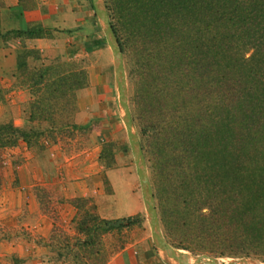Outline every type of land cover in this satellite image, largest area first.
I'll use <instances>...</instances> for the list:
<instances>
[{"label":"rangeland","instance_id":"374dc122","mask_svg":"<svg viewBox=\"0 0 264 264\" xmlns=\"http://www.w3.org/2000/svg\"><path fill=\"white\" fill-rule=\"evenodd\" d=\"M86 1L91 6V0ZM104 2L122 47L128 108L163 237L192 261L207 256L221 263L246 259L264 264V168L247 163L255 154L237 150L239 142L231 141L232 133L211 120L204 89L192 85L202 81L175 71L170 54L173 48L181 50V40L189 38L194 16L200 24L219 20L218 26H228L231 4L228 0H173L167 2L170 6L160 0ZM90 10L93 32L102 38L115 77L111 50ZM230 24L238 34L235 21ZM252 53L248 50L242 56ZM93 59L106 57L99 54ZM77 67L58 59L43 62L38 52L22 46L8 47L0 56V123L11 122L28 132L30 144L19 141L16 146L24 145L47 172L46 184L35 187L32 194L52 222L48 238L34 236L30 226L17 223L29 212L27 200L20 202L25 208L19 213L17 199L5 190L13 189V168L21 159L13 153L16 146L0 149V202L3 192L7 196L6 207L0 205V244L13 239L22 247L35 245L21 253L2 248L0 264H111L122 252H128L135 264H175L152 240L115 80L113 95L96 97L101 118L83 124L76 121L80 111L76 92L51 100L43 91L45 83ZM50 107L57 108L51 116ZM19 122L23 125H16ZM260 145L257 142L256 148L264 146ZM68 187L81 195L66 197ZM118 218L132 221L118 230L97 227L101 220Z\"/></svg>","mask_w":264,"mask_h":264},{"label":"crops","instance_id":"0c3cea01","mask_svg":"<svg viewBox=\"0 0 264 264\" xmlns=\"http://www.w3.org/2000/svg\"><path fill=\"white\" fill-rule=\"evenodd\" d=\"M0 1V56L8 47L15 49L22 46L38 52L43 62L58 59L60 64L77 63L78 67L75 70L65 71L52 81L45 83L42 87L43 91L51 100L76 92L80 110L76 121L79 124L93 118H101L98 115L101 109L100 102L96 100V97L106 92L113 95L112 84L115 77L111 71L102 38L93 32L90 10L92 3L90 6L87 5L86 0ZM87 19L88 21H86ZM10 31L20 33L3 36ZM29 31H41V35L28 36L27 32ZM95 42L99 44L96 45ZM98 53L105 55L106 60H94L93 58L98 56ZM86 58L88 62L84 61ZM110 108L113 109V106ZM16 125L22 126L23 123L19 122ZM13 153L16 157H20L21 162L13 168V189L5 190V192L17 199L19 213L23 210L22 208H25V205L21 207L20 202L25 200L28 204L26 210L29 211L26 217L21 216L17 223L25 227L30 226L34 236L48 238L52 232V222L48 215L42 213L37 207L38 199L32 194L35 187L46 184L47 172L24 145L20 144L14 147ZM71 184L73 186L76 183ZM72 188L79 189V186ZM69 189L68 187L66 197L76 198L81 195L78 190L71 191ZM6 197L3 192L0 202L3 208L6 207ZM13 207L15 210V206ZM12 240L5 241L4 244L1 243L0 252H2V248L10 249L11 252L16 253H21L23 250L32 251L35 248L32 243L22 247L14 244ZM111 264L135 263L131 261L128 252H122L115 257Z\"/></svg>","mask_w":264,"mask_h":264},{"label":"trees","instance_id":"16d2710c","mask_svg":"<svg viewBox=\"0 0 264 264\" xmlns=\"http://www.w3.org/2000/svg\"><path fill=\"white\" fill-rule=\"evenodd\" d=\"M172 1L160 0V4L166 2L165 4L170 6ZM231 1L228 0L232 13L228 26H218L219 20L200 24L197 16H194L196 23L189 38L180 41L183 44L181 50L179 47L173 48L170 54L172 61L175 60L174 65L177 66H173L175 71L184 76L192 74L194 78L202 81H194L192 85L201 91L204 89L211 120L221 122L226 133H232L231 141L234 140L235 144L239 142L237 150L241 149L244 154L248 151L255 154L247 163L264 168V146L260 147L262 150L256 148L257 142L264 144V0ZM191 8L195 10L194 5ZM232 20L238 26V34L232 32L237 31L230 24ZM111 26L117 38L114 26ZM15 33L20 32L10 31L3 36ZM27 35L40 36L41 31H29ZM237 35L239 40L235 41ZM119 46L122 50L120 43ZM248 50L253 53L244 58L242 53ZM20 65L25 67L26 63ZM69 96L71 95L67 97ZM43 98L50 104L53 103L44 94ZM35 110L40 111L37 107ZM56 110L57 108L50 107V116L54 115ZM49 123L55 124L54 121ZM228 137L229 135L225 140ZM19 141L29 145L31 141L28 132L11 122L0 123V149L14 147ZM131 221V218L101 220L97 227L106 231L118 230L128 226Z\"/></svg>","mask_w":264,"mask_h":264},{"label":"water","instance_id":"95a60500","mask_svg":"<svg viewBox=\"0 0 264 264\" xmlns=\"http://www.w3.org/2000/svg\"><path fill=\"white\" fill-rule=\"evenodd\" d=\"M91 3L97 20L102 28L107 45L112 53L119 114L126 129L129 145L136 166V172L142 183V198L154 246L163 252L164 255L175 264H251V262L246 259L231 260L221 263L218 259L207 256L194 257V261L190 263L191 257L172 248L163 237L159 228V220L153 192L149 183L145 163L141 155V146L133 127L132 118L128 108L127 83L123 65L122 50L109 21L104 0H91Z\"/></svg>","mask_w":264,"mask_h":264},{"label":"bare ground","instance_id":"6f19581e","mask_svg":"<svg viewBox=\"0 0 264 264\" xmlns=\"http://www.w3.org/2000/svg\"><path fill=\"white\" fill-rule=\"evenodd\" d=\"M193 259V258H192ZM192 259H190V263L192 262ZM226 262V261H225Z\"/></svg>","mask_w":264,"mask_h":264}]
</instances>
